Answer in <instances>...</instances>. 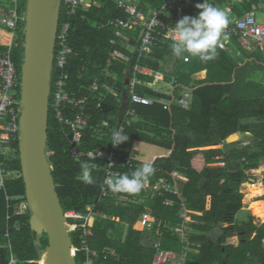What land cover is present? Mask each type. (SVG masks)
Returning a JSON list of instances; mask_svg holds the SVG:
<instances>
[{"label":"trees","instance_id":"trees-1","mask_svg":"<svg viewBox=\"0 0 264 264\" xmlns=\"http://www.w3.org/2000/svg\"><path fill=\"white\" fill-rule=\"evenodd\" d=\"M138 1L137 9L145 14L166 2ZM95 2L71 18L68 45L72 52L63 70L68 92L76 98L86 97L80 105L86 124L77 152H107L113 131L124 123L128 140L117 149L114 169L131 174L150 162L155 172L147 180L153 185L165 179L170 188L129 193L113 192L107 186L106 195L101 196L104 160L97 159L96 169L89 167L93 182H83L80 165L89 160L72 153L74 131L55 119L50 97L46 140L50 172L63 210L81 215L66 221L72 245L78 246L89 219V246L99 252H115L94 264H151L155 245L182 254L183 264H264V224L253 221V215L263 209L248 208L252 200L241 191L244 183L253 184L256 174L264 173V51L246 50L231 37L230 49L218 47L216 57L203 62L187 54L186 59L177 58L169 47L172 39H159L150 54L139 56L142 27L130 26L125 30L129 43L112 46L109 39L114 31L108 22L125 18L126 13L114 0ZM202 2L180 3L181 11L167 12V22L174 26L183 16L197 15L195 5ZM209 2L230 12L227 27L253 3L264 6V0ZM9 34L11 30L0 24V51L9 48ZM15 36L11 48L17 52L11 57L20 81L23 36L20 40ZM112 51L124 54L127 60L116 58L107 66ZM135 63L151 71L138 73L134 84V91L150 98L151 104L131 101L129 79ZM157 71L160 78L154 74ZM199 72H204L203 78L197 77ZM57 74L53 66L52 81ZM94 83L96 89L91 88ZM186 95L188 108L177 101ZM63 111L67 118L72 116L70 106L65 105ZM127 111L133 115L126 116ZM238 132L247 133L249 141H226ZM9 148L13 152L2 157L7 177L0 187V264H8L9 247L17 264H38L47 237L39 238L30 229L28 209L16 213V206L26 199L17 140ZM246 207L251 214L236 221L237 213ZM142 213L151 217L150 228L137 227ZM232 237H237V244L227 242ZM82 258L83 253L76 252V264H82Z\"/></svg>","mask_w":264,"mask_h":264},{"label":"built area","instance_id":"built-area-1","mask_svg":"<svg viewBox=\"0 0 264 264\" xmlns=\"http://www.w3.org/2000/svg\"><path fill=\"white\" fill-rule=\"evenodd\" d=\"M114 1L117 3L118 7L124 10L126 17H117L109 20V26L114 31V37L110 38L109 42L112 46H122L129 43V36L125 30L130 26L134 29L140 26L142 27V31L139 38V45L137 46L139 56L150 54L152 47L159 39H172L168 30L173 26H171L166 20L167 12L170 10L181 11L180 3L188 2V0H166L159 10H150L148 11V14H145L137 9L139 4L138 0ZM10 3L11 6L0 15V24L8 27L12 33L8 44L9 48L5 51H0V187H3L5 178L7 177L2 157L13 152L9 147L10 143L17 140L18 118L20 114L19 98L16 97L18 89L20 88V81L15 64L11 57V47L14 36L17 35L20 29V23L23 22L24 14L23 12H19V0H10ZM91 3L96 2L95 0L61 1L60 13L62 15V19L58 22L53 62V66H56L58 74L52 81L50 97H52L51 104L54 110L55 119L59 123L65 124L74 131V134L70 139L72 153L75 156L87 157L89 160L88 166L92 169L97 168V159L104 160V180L103 187L101 189V196H103L107 193L109 179L119 175V172H117L114 168L117 165V160L119 159L117 149L120 144L114 146L111 143L110 149L104 153L100 152L98 149L87 152H77V144L81 138V130L86 124L85 114L83 109L80 108V105L85 103L86 97L76 98L73 93L68 92L66 88L67 74L63 71L67 63V56L72 52L68 45L71 18L79 9H85L89 7ZM259 6L263 10L264 14V9L261 7V3H253L251 8L248 11H245L241 17L232 18V25L225 29V32L228 34V39L223 40L222 38L223 48L230 49L228 45L230 44L231 37H234L236 38L238 44L246 50L256 51L259 49L264 51V24H260L256 21V11ZM128 48L131 49L130 45H128ZM134 49L135 48L132 47V51H134ZM116 58H120L125 61L127 60V57L124 54L112 51L106 60V65L109 66ZM138 73L151 74V71L138 63L133 65L132 74H130L129 79V95L131 101L134 103L151 104L152 100L150 98L139 95L134 91V84L136 83V75ZM154 74L158 78L162 76V74L158 71ZM96 87V83L91 86L92 89H96ZM183 102L184 99L180 98L179 103L181 104ZM65 105L70 106V109L73 111L70 118H67L64 114L63 108ZM125 113L126 116L133 115L132 111H127ZM125 123L128 124L129 121L126 120ZM116 130L123 133L124 123H120ZM173 175L181 177L176 173H173ZM169 188L170 186L167 184L165 179H161L153 185L149 182V180H147L141 190L148 189L152 193H155L162 189L167 190ZM22 203L23 202L20 204L22 205ZM16 209L19 210L20 207H17ZM64 215L66 217V221L68 218L81 217V215L76 214L74 211H64ZM186 219H188V217H186ZM137 221H139V224L137 223V227H151V217L147 213H142ZM91 224L92 222L88 219L86 226L82 229V234L79 236L78 246L72 245L74 255L76 252L83 253L82 264H94L97 259L102 258L103 260H106L110 255L115 253L113 249L99 252L89 246L87 236L91 235ZM5 237H8V234H5ZM9 249L10 257L8 264H17L18 259L11 252V247H9ZM183 260L184 257L182 254H177L171 250L163 249L155 245L151 264H183Z\"/></svg>","mask_w":264,"mask_h":264},{"label":"water","instance_id":"water-1","mask_svg":"<svg viewBox=\"0 0 264 264\" xmlns=\"http://www.w3.org/2000/svg\"><path fill=\"white\" fill-rule=\"evenodd\" d=\"M61 1L26 0L21 29L18 155L30 229L47 237L43 264H76L66 217L46 154Z\"/></svg>","mask_w":264,"mask_h":264},{"label":"clouds","instance_id":"clouds-1","mask_svg":"<svg viewBox=\"0 0 264 264\" xmlns=\"http://www.w3.org/2000/svg\"><path fill=\"white\" fill-rule=\"evenodd\" d=\"M195 7L199 9L197 15L183 16L168 30L172 38L169 47L177 58L186 59L191 56L207 62L216 57L218 47H223L222 38L228 39L225 32L229 23L228 12L214 6L209 0L197 3ZM127 140L128 135L119 130L113 131L111 143L114 146ZM80 168L82 181L92 183L91 169L87 162H82ZM154 172L153 164L144 162L131 174H119L110 178L108 186L113 192H138Z\"/></svg>","mask_w":264,"mask_h":264},{"label":"rangeland","instance_id":"rangeland-1","mask_svg":"<svg viewBox=\"0 0 264 264\" xmlns=\"http://www.w3.org/2000/svg\"><path fill=\"white\" fill-rule=\"evenodd\" d=\"M19 7H20V13L23 11V10H25V4H26V0H19ZM262 5V4H261ZM11 6V3H10V0H0V12L2 11V10H7L9 7ZM21 7H22V9H21ZM261 7H263V9H264V6L262 5ZM230 12H228V14H229ZM23 14H24V11H23ZM256 21L258 22V23H260V24H264V14H263V10L260 8V6H259V8L257 9V11H256ZM22 27H23V22H21V24H20V29H19V31H18V33H17V38H19L18 40H20V37H21V29H22ZM16 42V40H14V43ZM14 51L15 52H17L16 51V49L14 48V50H13V52H12V48H11V56L13 57V54H14ZM203 76H204V72H199V73H197V77H199V78H203ZM128 77V76H127ZM17 97L19 98V92H18V94H17ZM179 100L180 99H178L177 101L179 102ZM189 103H190V99H189V95H187L185 98H184V102L183 103H181L182 105H183V107H186V108H188L189 107ZM236 140H239V141H241V142H245V141H249V138H248V135H247V133H237V135H236V137L233 139V140H230V139H226V141L227 142H232V141H236ZM5 151H7V150H5ZM261 174L260 173H258V174H256V177H258V176H260ZM264 175V174H263ZM263 178H264V176H263ZM248 184H250V183H248ZM253 184H255V183H253ZM245 183L241 186V191L244 193V195H248L247 193H246V188H245ZM245 191V192H244ZM252 198L254 197V196H251ZM248 198V197H247ZM256 200V199H258L257 197H254L253 198V200ZM208 204H209V201H207V206H208ZM250 204H253V203H250ZM23 205V206H22ZM22 205L20 204V205H18V206H16V208L17 207H20V209L19 210H17L16 209V211H17V213L18 214H22V213H25L26 211H27V204H26V202H23L22 203ZM248 208H246V209H242L241 211H239L238 213H237V215H236V217H235V219H236V221H238V222H240V221H243V220H246L247 218H248V212L251 214V212L249 211V210H247ZM261 213H264V210H262V211H260L259 213H256V215L254 216L253 215V221L256 223V224H261V223H263L264 224V217H263V215H261ZM90 222H91V220H90ZM137 223L139 224V221H137L136 222V225H137ZM66 226H68V224L66 223ZM39 238L41 237V236H43V234L42 235H37ZM227 242L228 243H234V244H237V242H238V240H237V237H232V238H229L228 240H227ZM42 254H43V251H41V258H40V261H42Z\"/></svg>","mask_w":264,"mask_h":264},{"label":"crops","instance_id":"crops-1","mask_svg":"<svg viewBox=\"0 0 264 264\" xmlns=\"http://www.w3.org/2000/svg\"><path fill=\"white\" fill-rule=\"evenodd\" d=\"M227 12H229V11H227ZM10 38H11V35L9 34V36H8V39H7V43L10 41ZM181 98V97H180ZM180 98H178V99H180ZM239 133H241V132H238V134ZM261 175L260 176H258V177H256V182H255V184L257 183V184H261V188H262V193L261 194H259V195H256V196H254V197H257L258 199H256V200H253V198L252 197H250L251 198V200H252V202H250V203H253V204H249L247 207L248 208H254V207H256V206H261L262 207V209L264 210V178H263V174L264 173H260ZM256 184V185H257ZM246 207V208H247ZM245 208V209H246ZM247 210H249V209H247ZM261 215H263V217H264V213H261ZM264 222V221H263ZM39 262V261H38Z\"/></svg>","mask_w":264,"mask_h":264},{"label":"bare ground","instance_id":"bare-ground-1","mask_svg":"<svg viewBox=\"0 0 264 264\" xmlns=\"http://www.w3.org/2000/svg\"><path fill=\"white\" fill-rule=\"evenodd\" d=\"M81 66V65H80ZM237 133H233L227 137V139L233 140L236 137ZM257 184V183H256ZM248 184L245 183L246 193L248 196H256L262 193L261 184ZM245 192V191H244ZM44 261V255L42 254V261H40V264H43Z\"/></svg>","mask_w":264,"mask_h":264}]
</instances>
